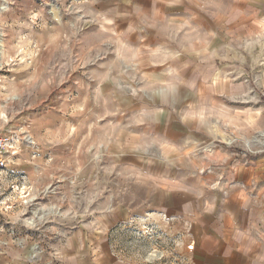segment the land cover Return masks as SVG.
I'll return each instance as SVG.
<instances>
[{
  "label": "rangeland",
  "instance_id": "374dc122",
  "mask_svg": "<svg viewBox=\"0 0 264 264\" xmlns=\"http://www.w3.org/2000/svg\"><path fill=\"white\" fill-rule=\"evenodd\" d=\"M230 3L208 0L206 11L230 38L237 39V48L247 53L264 48V18L255 21L254 30L236 36L232 28L245 15L246 6ZM195 11L188 0H0V130L11 133L16 147L9 166L0 171V264H63L51 256L53 248L62 257L76 256L83 252L84 244L85 248L87 243L91 245L88 234L93 230L104 239L93 242L91 264H257L255 254L264 249V136L241 131L225 141L236 145L229 150L226 164L208 163L206 157L215 156L217 147L210 136L195 131L194 125L204 126L209 135L217 130L207 125L202 107L193 106L184 113L187 125L178 122L172 109L183 108L190 92L175 86L174 76L164 80L147 73L144 88L149 94L118 96L125 115L93 126L82 153L57 150L41 155L42 144L64 143L68 133L45 127L38 110L37 117L21 119L23 100L47 73L57 71L49 60L40 77L18 79L21 71H31L40 60L45 51L41 40L53 49V58L58 54L63 62L71 53L61 46V38L79 35L84 27L91 39L113 42L102 47L110 53L116 49L117 58L126 64L139 65L149 49V62L162 64L173 55L162 29L175 32L182 19ZM150 23L155 27H149ZM129 27L135 31L129 32ZM207 29L206 23L201 25V31ZM215 40V32L201 33L199 28L185 36L190 50L210 58L221 52L238 54L231 44L213 47ZM193 41L201 47L196 49ZM185 59L182 56L165 67L176 68L181 79H191L196 72L191 65L181 67ZM98 79L101 85L110 83L117 91L121 88L111 69ZM250 87L253 92L249 95L264 89V71L255 74ZM233 92L241 94L235 88ZM109 95L115 98L114 93ZM161 97L170 106L166 117L156 109ZM100 99L105 106L109 104L108 97ZM262 106L242 105L235 115L225 110L219 115L237 128L241 122L253 126L264 117ZM133 116L134 124L124 130ZM142 139L158 143L145 149ZM120 140L125 148L117 154L112 145H119ZM189 148L192 151L184 155ZM111 161L122 177L135 178L123 182L119 177H106L103 170ZM202 164L208 167L200 170ZM105 180L114 191L120 189L119 195L92 212L94 192ZM91 181L95 183L87 198L93 203L91 215H87L83 214L81 197L85 193L81 187ZM40 186L46 194L33 201L32 193ZM15 196L21 199L13 202ZM163 203L179 205L180 212L162 218L157 209ZM38 204L43 207L35 211ZM41 225L56 227L60 233L44 232ZM79 264H90V257H83Z\"/></svg>",
  "mask_w": 264,
  "mask_h": 264
},
{
  "label": "clouds",
  "instance_id": "9594fccd",
  "mask_svg": "<svg viewBox=\"0 0 264 264\" xmlns=\"http://www.w3.org/2000/svg\"><path fill=\"white\" fill-rule=\"evenodd\" d=\"M81 2H86V0H81ZM207 2L208 0H188V3L198 11L192 12L188 18L182 19L180 27L175 32L168 33L165 27L162 29L166 36L168 47L172 49L171 52L173 53L162 64H152L149 62L148 52L151 49L147 50V56L144 55L139 65L126 64L117 58L116 49L110 53L107 48L102 47L114 44L113 42L110 40L91 39L84 27L79 35L73 36L69 34L67 37L61 38V46H66L71 53L63 62H61L58 54L54 59L52 56L53 49L48 47L44 40H41L40 43L45 51L42 53L40 60L32 65L31 71H21L18 79L40 77L43 67H49V60L53 61L50 67H55L57 71L56 73H47L40 86L23 100V103L20 105V111L24 112V117L21 119L25 117L29 118V116L30 119L37 117L34 113L38 110L40 113L39 117L43 119L45 127L59 128L62 132L68 133V139L64 143H44L38 150L39 153L41 155H44L46 152L51 154L57 150L82 153L83 147L87 143L86 137L93 126L99 124L101 121L107 122L109 117L125 115L120 107V103L117 101L118 96L125 94V92L132 98H138L140 94H149L144 88L146 83L145 75L147 73H153L164 80L170 76H174L175 86L182 85L189 90L190 95L184 100L185 106L180 110L172 109L181 125L188 124L184 119V113L190 107L195 106L205 109L207 113V125L214 127L217 130L216 134L209 135L205 127L197 122L194 125V130L210 136L211 141L217 147V154L215 156L209 155L206 157L208 163L226 164L229 159V150L236 147V145L234 143L227 144L225 141L227 139H234L241 131L264 136V117L260 118L253 126L241 122V127L237 128L235 124L227 122L219 115L220 110H225L229 114L235 115L238 111H241L240 107L242 105H264V89H256L254 95H249L250 92H253L250 85L253 83L255 74L258 71H264V48L252 53H247L243 49L237 48V39L230 38L228 31L218 25L206 11ZM230 5L246 6L243 9L245 15L232 28V32L236 36L244 35L249 30H254L252 26L255 24V21L258 18H264V16H260V12H264V0H231ZM253 5H259V7L253 8ZM201 13L207 18L206 21L201 17ZM205 23L208 25V29L201 31V25ZM86 24L88 22H84V25ZM148 26L155 27V24L150 23ZM196 28H199L201 33H216L213 47L222 48L231 44L233 48L237 49L238 54L235 52L227 54L221 52L220 55L210 58L202 51L190 50L185 43V36L190 32H194ZM128 31L132 32L135 29L129 27ZM120 34L123 35V33ZM193 45L196 49L201 47L196 41H193ZM182 56L186 59L181 64V67L188 68L191 65L196 72V76L191 79H181L176 68L171 66L165 67L170 61H180ZM241 57L244 59L241 60ZM109 69H111L113 75L121 83L119 91L113 89L110 83L101 85L98 79L100 74ZM241 77L244 79L241 80ZM237 80L240 83L234 84L233 82ZM234 88L238 89L241 94L234 95ZM110 92L114 93V99L109 95ZM101 96L108 97L109 104L107 106L101 103ZM169 107L166 98L161 97L160 105L156 109L160 112V116L166 117L169 115ZM25 109H31V111H25ZM260 109L264 110V106ZM247 110L249 109H245L244 111ZM106 112L108 113L107 118L105 116ZM133 118L134 116L130 119L129 124L124 125V130L134 124ZM69 128H71L70 133L68 132ZM137 138L140 139L139 137ZM140 143L147 149L152 144L158 143V141L155 139H142ZM123 145L124 143H121V140L119 145L114 142L112 145V149H115L114 153H122V150L125 148L122 147ZM191 151L192 149L189 148L183 154L187 155ZM199 167L201 170L208 167V164H202ZM103 171L106 177H119L123 182L135 178L134 176L122 177L121 171L118 170V166L114 161L107 163ZM220 175H223V169H221ZM53 179L58 178L54 177ZM94 183L95 181H91L87 187H81V190L85 193L81 197L84 205L83 214L91 215L89 208L93 202L89 201L87 197L91 184ZM216 185H218V181ZM29 191L31 192V190ZM68 191L69 189L65 193ZM119 191L120 189L114 191L110 187L108 180L97 186L94 192L96 207L92 208V212L97 211L103 203L112 201L114 196L119 195ZM42 194H46V191L43 186H40L35 193H32L33 201L36 200L35 197H41ZM0 195H3V190H0ZM12 199L13 202H17L21 198L15 196ZM25 205H27V202H25ZM42 207L43 204H38L35 207V211L41 210ZM56 223L62 224V221L57 219ZM40 229H43L44 232L60 233V230L56 227L45 228L44 225H41ZM103 239V235L95 236L93 230V232L88 234V240L91 241V245L87 243V248H85L84 244L82 253H78L76 256L65 255L62 257L57 248H53L50 254L54 259L63 262V264H79V260L87 256L90 257L91 264L92 258L95 255L92 251L95 248L93 242ZM74 251H76V248ZM248 251H251V249L249 248ZM255 261L257 264H264V249L255 254Z\"/></svg>",
  "mask_w": 264,
  "mask_h": 264
},
{
  "label": "built area",
  "instance_id": "2783aa9c",
  "mask_svg": "<svg viewBox=\"0 0 264 264\" xmlns=\"http://www.w3.org/2000/svg\"><path fill=\"white\" fill-rule=\"evenodd\" d=\"M16 154L12 135L7 130H0V171H4Z\"/></svg>",
  "mask_w": 264,
  "mask_h": 264
},
{
  "label": "crops",
  "instance_id": "0c3cea01",
  "mask_svg": "<svg viewBox=\"0 0 264 264\" xmlns=\"http://www.w3.org/2000/svg\"><path fill=\"white\" fill-rule=\"evenodd\" d=\"M157 212V214H160L162 218L167 217L170 213H179V205L168 206L166 203H163L158 206Z\"/></svg>",
  "mask_w": 264,
  "mask_h": 264
}]
</instances>
